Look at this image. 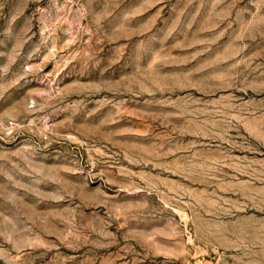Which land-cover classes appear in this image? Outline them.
<instances>
[{
	"label": "rangeland",
	"instance_id": "374dc122",
	"mask_svg": "<svg viewBox=\"0 0 264 264\" xmlns=\"http://www.w3.org/2000/svg\"><path fill=\"white\" fill-rule=\"evenodd\" d=\"M0 264H264V0H0Z\"/></svg>",
	"mask_w": 264,
	"mask_h": 264
}]
</instances>
